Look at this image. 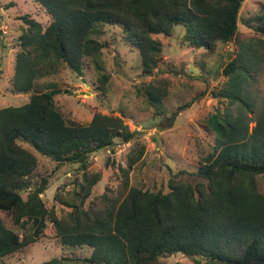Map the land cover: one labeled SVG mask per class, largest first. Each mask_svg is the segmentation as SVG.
Instances as JSON below:
<instances>
[{"label":"trees","instance_id":"trees-1","mask_svg":"<svg viewBox=\"0 0 264 264\" xmlns=\"http://www.w3.org/2000/svg\"><path fill=\"white\" fill-rule=\"evenodd\" d=\"M31 1L44 10L49 22L43 25L29 16L21 18L11 86L15 93H30L29 101L0 109V260L37 243L49 222L62 248H87L90 255L75 261L54 258L44 264L70 260L74 264H159L160 259L177 254L196 264H264V194L256 183L257 177L264 176V98L255 112V104L242 96L240 88L246 66L257 67L264 57L252 45L236 53L224 68L229 81L221 95L238 107L235 114L207 119L213 151L194 171L200 181L192 184L180 178V171L179 178L168 181L167 191L129 187L128 170L141 159L144 149L140 147L128 156L118 196H108L107 189L95 208H84L100 180L99 174L88 178L84 173L90 157L113 150L116 140L131 142L135 133L129 131L123 113H94L84 125L69 120L54 102L68 90L53 83L45 91L36 89L63 68L78 77L85 68H93L102 73L98 88L105 94L109 76L102 67L105 46L99 38L109 27L122 31L124 42L137 50L143 76H151L162 62L158 37H170L176 27L183 29L189 47L213 53L218 44L234 39L245 0ZM241 24L263 37L257 44L264 47V11ZM167 88L168 82L161 79L140 85L137 92L158 115ZM33 152L49 159L56 169L76 165L84 173L78 190L54 196L69 212L59 216L54 208H47L43 195L49 178L37 171ZM3 214L15 226L31 224L33 231L20 240L4 226Z\"/></svg>","mask_w":264,"mask_h":264},{"label":"rangeland","instance_id":"rangeland-1","mask_svg":"<svg viewBox=\"0 0 264 264\" xmlns=\"http://www.w3.org/2000/svg\"><path fill=\"white\" fill-rule=\"evenodd\" d=\"M264 11V0H245L239 12L238 31L228 44H218L213 53L203 49H193L183 41L184 31L176 27L170 37L159 36L162 42V62L151 76L141 73L136 49L124 42V35L118 28H106L99 38L105 48L101 61L104 74L109 76L105 94L99 91V78L93 68L84 70L78 77L66 68L36 86L45 91L49 83L69 93L57 95L55 105L64 117L80 124H87L94 113L121 116L133 140L127 144L115 141L113 150H103L93 154L85 174H99L100 180L93 186L84 208H95L107 189L108 196H118L122 186V175L128 170V156L134 149L143 147L139 162L128 170V186L151 191H167L168 181L180 178L192 184L200 181L194 171L200 161L213 149V135L207 129V119L215 114L230 112L235 114L237 104L221 95L227 89L228 77L223 71L236 53H244L247 44L252 45L258 54L264 56V47L257 44L255 32L243 26L253 16ZM29 16L46 25L49 22L44 10L31 0H0V109L18 107L29 101L30 93L18 94L12 90L15 55L19 51L18 38L23 27L21 18ZM257 45V46H256ZM245 66V65H244ZM243 66V67H244ZM240 88L247 100L255 104V112L261 108L264 98V57L257 67L246 66ZM168 82V95L162 102L161 114H155V107L138 94L142 84L155 80ZM182 106H188L179 110ZM173 117V123L170 119ZM170 124V125H169ZM253 123L250 124V127ZM38 160L37 171L49 178V185L43 195L47 208H54L61 216L69 209L55 202L56 193L66 196L78 190L83 184L84 173L76 165H65L56 169L49 159L33 152ZM176 175V176H175ZM259 191L264 194V176L256 178ZM25 198L26 195L24 194ZM4 226L23 239L33 231L31 224L15 226L9 216L1 215ZM90 255V250L62 248L49 222L39 241L13 256L0 260V264H44L54 258L68 257L78 260ZM65 264H74L73 261ZM78 264V263H77ZM159 264H196L192 259L180 254L162 258Z\"/></svg>","mask_w":264,"mask_h":264},{"label":"water","instance_id":"water-1","mask_svg":"<svg viewBox=\"0 0 264 264\" xmlns=\"http://www.w3.org/2000/svg\"><path fill=\"white\" fill-rule=\"evenodd\" d=\"M172 123H173V117L170 119V124H172ZM170 124H169V125H170Z\"/></svg>","mask_w":264,"mask_h":264}]
</instances>
